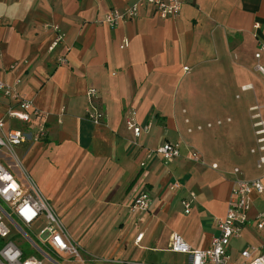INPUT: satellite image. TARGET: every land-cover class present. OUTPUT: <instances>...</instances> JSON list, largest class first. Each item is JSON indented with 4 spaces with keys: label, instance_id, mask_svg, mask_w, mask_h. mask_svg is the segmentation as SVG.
<instances>
[{
    "label": "crops",
    "instance_id": "crops-1",
    "mask_svg": "<svg viewBox=\"0 0 264 264\" xmlns=\"http://www.w3.org/2000/svg\"><path fill=\"white\" fill-rule=\"evenodd\" d=\"M136 1L0 0V80H21L20 94L47 114L46 138L20 145L17 156L62 223L68 192L87 203L86 215L94 218L71 221L73 234L68 233L82 252L90 253L94 244L106 264H188V256L169 251L172 235H181L193 249L209 247L235 178L234 167L203 157L204 164L190 160L197 151L188 132L195 121L192 109L210 71L225 77L224 90L256 87L245 80L264 44V0H193L174 19L146 7L117 28L103 23L109 11ZM51 25L66 34L53 51ZM62 57L65 64L58 61ZM90 87L98 90L105 115L99 125L86 116ZM10 108H18L16 101L0 94V119H7ZM128 117L150 130L136 137L127 128ZM10 127L27 128L17 121ZM166 142L180 144L178 158L168 164L158 154L147 158ZM12 172L20 175L16 167ZM175 182L181 189L170 191ZM143 191L150 194V209L134 215L131 203ZM190 192L196 200L186 214L182 200ZM263 210L264 193L253 194L249 224L228 247L235 262L249 247L264 253V229L256 228Z\"/></svg>",
    "mask_w": 264,
    "mask_h": 264
},
{
    "label": "built area",
    "instance_id": "built-area-1",
    "mask_svg": "<svg viewBox=\"0 0 264 264\" xmlns=\"http://www.w3.org/2000/svg\"><path fill=\"white\" fill-rule=\"evenodd\" d=\"M193 0H137L131 6L124 9L109 11L103 23L110 28H117L125 22L137 19L146 7H151L155 14L161 18H177L185 5ZM2 19L0 18V25ZM47 27V25H45ZM56 34L49 50L53 51L61 44L66 34L58 25H51ZM125 45L127 43L125 42ZM264 44H259L255 53L257 65L255 70L264 76ZM60 64L67 62L66 57L59 60ZM17 63L10 66L14 69ZM184 70H188L185 68ZM21 80L17 79L14 84L0 80V94L16 101L18 108H10L7 111V119H0V240L3 246L0 248V264H45L49 260L57 264L51 254H63L75 258L84 263L81 250L66 231L63 223L56 214L53 206L47 200L40 187L31 175L21 165L16 149L20 145L37 143L47 136V114L34 106L31 100L25 99L17 89ZM248 90L247 86L242 87ZM89 107L86 111L87 118L94 124L99 125L104 121L105 115L97 104L99 92L90 87L87 91ZM264 107L255 106L250 108L253 113V131L256 147L250 150V154L257 157L256 169L260 175L255 178H245L239 168H234L235 176L227 202V211L223 218L216 221L218 234L212 238L211 244L205 249H193L191 245L179 234L171 237L169 251L189 257L188 264H264V253L259 247H249L241 252V262H235L229 252V245L233 238L241 236L244 228L249 224L248 213L251 208L252 195L264 193ZM255 120V121H254ZM20 122L27 128H12L11 122ZM230 119H228V122ZM188 122V121H186ZM222 122L218 121L217 125ZM127 128L132 130L136 137L142 132H148L150 125L139 127L132 117L126 121ZM212 127L211 123L207 124ZM202 130V127H197ZM192 133L191 128L188 129ZM158 154L165 164L180 156V144L166 142L156 151L147 153V158ZM190 160L194 163L204 164L202 156L197 151L190 153ZM9 161V162H8ZM145 166V161L141 163ZM19 169L20 175L16 176L12 168ZM217 169V164H212ZM170 190H180L181 185L175 182L169 185ZM196 194L190 192L188 198L182 200V206L186 214L192 211ZM151 206L150 194L146 191L135 196L131 203L132 214H142L149 211ZM256 228L264 229V210L257 216ZM143 233L136 237L140 242ZM264 248V245L261 247ZM39 256L43 257L39 258ZM139 264V263H129Z\"/></svg>",
    "mask_w": 264,
    "mask_h": 264
},
{
    "label": "rangeland",
    "instance_id": "rangeland-1",
    "mask_svg": "<svg viewBox=\"0 0 264 264\" xmlns=\"http://www.w3.org/2000/svg\"><path fill=\"white\" fill-rule=\"evenodd\" d=\"M256 65L257 62L252 59L250 75L245 80V82H253L256 87L254 90L246 92L241 90L240 85L231 86L229 90H224L229 85L219 70H215L216 72L210 71L204 76L203 91L199 94L200 96H196L197 107L192 109L194 112L192 117L195 121L188 126L193 130L189 134L191 135L189 136L190 141L195 150L206 161L215 160L227 167L239 168L248 177L258 174L256 169L257 157L250 154V150L256 147L252 126L253 120L251 118L253 113L250 112V108L256 106L260 100L264 102V79L254 71ZM228 119H230L229 122ZM218 121H221L222 124L217 125ZM208 123L212 124L211 128L207 127ZM199 126L202 127L200 131L197 130ZM63 198H67V202L63 203L62 206L67 208L68 213L63 220V224L68 233L72 235L71 221L80 223L82 220L85 221L86 218L91 220L93 216L86 215L89 206L86 202L75 198L72 192H68ZM91 237L93 236L88 237V239H91ZM87 243L86 248L88 249ZM2 246L3 241L0 240V248ZM100 249V246L93 244L90 253L81 251L83 264H106L103 258L104 255H102L103 252ZM51 255L57 264H81L77 259L63 254L60 256ZM45 264L53 263L46 259Z\"/></svg>",
    "mask_w": 264,
    "mask_h": 264
}]
</instances>
